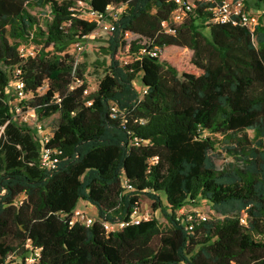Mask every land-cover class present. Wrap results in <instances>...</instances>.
<instances>
[{"label": "trees", "instance_id": "16d2710c", "mask_svg": "<svg viewBox=\"0 0 264 264\" xmlns=\"http://www.w3.org/2000/svg\"><path fill=\"white\" fill-rule=\"evenodd\" d=\"M78 1L0 0V264H25L35 250L34 264H264V18L253 29L212 23L196 3L165 34L171 1L84 0L123 7L103 76L85 94L84 67L67 49L96 25L78 17ZM30 6L48 7L44 29ZM125 31L140 38L126 42ZM27 42L32 56L18 50ZM174 55H188L186 66ZM15 79L27 97L12 105ZM16 107L39 121L57 115L51 136L17 121ZM209 135L222 136L233 162L216 168ZM142 195L150 219L106 232L102 223L128 222ZM80 200L96 209L89 226L68 224ZM199 200L218 217L188 232L176 211Z\"/></svg>", "mask_w": 264, "mask_h": 264}, {"label": "built area", "instance_id": "2783aa9c", "mask_svg": "<svg viewBox=\"0 0 264 264\" xmlns=\"http://www.w3.org/2000/svg\"><path fill=\"white\" fill-rule=\"evenodd\" d=\"M175 4V9L171 12L168 20H164L160 23V30L165 34H173L177 27L183 24L194 12L196 8V3H201L205 5V10L208 11L211 15V22L218 24H228L233 26H244L249 29H253L257 24L258 19L250 15L248 12L247 6L245 4V0H168ZM76 11L78 12V17L84 19L89 22L95 23V29L85 37L92 38L94 34L101 31L103 33L108 34L115 30L116 23L121 17L123 7H114V6H106L103 11H95L89 8L84 0H80L77 2ZM130 37V41H134L139 39V35L134 34L132 32H122V39L126 41V38ZM126 41V42H130ZM19 52L22 56L33 55V51L30 48L28 53H23L22 48L19 47ZM139 54L149 55L150 57H156L158 54V50L152 48L148 50L147 47H143L140 49ZM15 74L19 75L20 70L16 69ZM13 84L14 89L19 94H23V82L20 79H15L11 82ZM88 92L85 91V94ZM24 98V97H23ZM21 100V99H20ZM91 103L88 102L87 105ZM17 108V107H16ZM111 116H117V109L115 106L111 107ZM41 127H39L40 129ZM48 137L44 138L46 141ZM47 153L43 155V163L46 165H51V163H47ZM125 187L130 188L129 185H125ZM151 213L141 205L139 207L133 208L130 213L129 221H117L115 223H110L104 221L103 227L106 232L115 231L121 229L128 224H139L142 221H147L150 219ZM176 219L179 223L184 227V229L188 232H191L196 225L201 222L207 220V217L199 212L198 210L189 211L184 213V206L176 211ZM93 219L89 217L84 211L75 209L69 216L68 224L74 225L75 223H81L82 225L89 226L93 223ZM28 248L29 246L26 245ZM39 258V251L35 250L31 255L25 258V264H34ZM8 262L15 261L20 262L19 258L10 256L7 259Z\"/></svg>", "mask_w": 264, "mask_h": 264}, {"label": "rangeland", "instance_id": "374dc122", "mask_svg": "<svg viewBox=\"0 0 264 264\" xmlns=\"http://www.w3.org/2000/svg\"><path fill=\"white\" fill-rule=\"evenodd\" d=\"M193 1V0H190ZM245 4L247 6L248 12L250 15L255 17L256 19L264 18V4H259L256 0H245ZM30 15H32L36 20L38 25L44 29L45 25L50 22L51 17L49 13L48 7L41 8L38 6H30L28 9ZM200 30L208 36L207 28H200ZM108 34L98 31V33L94 34L92 38L83 37L81 39L74 40L68 47L67 52L72 55L76 61V63L83 65L84 67V77L87 84V92H93L97 88L98 81L103 76V71L107 63L109 62V55L105 52V48L107 47V39ZM130 37L126 38V41H130ZM31 44L29 42L23 43L20 45L23 53H28L30 51ZM166 54V53H165ZM176 57H180L178 62L181 63L187 60L188 55H174ZM186 58V59H182ZM187 62V61H186ZM184 67L186 63L183 62ZM140 78L138 77L134 81V87L139 91H141L140 86ZM45 88L39 90V93H42ZM9 96L12 105H16L20 99L23 97H27L24 94H19L14 89L13 84L9 89ZM14 117L20 123L24 124L26 127L31 129L39 139H44L46 137L51 136L53 129L56 126L57 115H53L52 117L39 121L37 117L33 113L31 109L22 110L17 107L14 111ZM39 127H41L39 129ZM208 135V134H206ZM248 135L250 137L253 136L252 131H248ZM210 136V135H209ZM216 142V148L213 153V160L217 169H221L226 166L228 163L233 162L231 156L227 155L225 152V147H227L226 141L219 135H211L210 136ZM163 203H165L164 198L160 195ZM140 205L151 213V200L146 195H142L140 197ZM77 209L84 211L89 217L93 220L97 217L96 209L93 208L86 202L79 201L76 206ZM198 210L202 214H204L207 219H216L218 215L212 210L210 205L204 200H199L195 203H188L184 206V213L189 211ZM158 223L161 228L167 227V222L162 216V214L157 210L154 213ZM244 222V219H242Z\"/></svg>", "mask_w": 264, "mask_h": 264}]
</instances>
